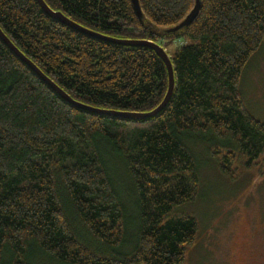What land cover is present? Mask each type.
<instances>
[{
	"label": "trees",
	"instance_id": "1",
	"mask_svg": "<svg viewBox=\"0 0 264 264\" xmlns=\"http://www.w3.org/2000/svg\"><path fill=\"white\" fill-rule=\"evenodd\" d=\"M43 1L109 37L183 43L166 49L175 79L167 106L123 120L69 105L0 39V264H182L198 236L194 217L174 213L198 193L193 149L208 144L231 180L264 155V123L241 89L264 38V0H200L194 20L172 34L163 31L195 0H138L142 18L131 0ZM0 29L88 106L144 113L166 94L153 49L83 35L36 0H0ZM118 170L128 182L119 185Z\"/></svg>",
	"mask_w": 264,
	"mask_h": 264
},
{
	"label": "rangeland",
	"instance_id": "2",
	"mask_svg": "<svg viewBox=\"0 0 264 264\" xmlns=\"http://www.w3.org/2000/svg\"><path fill=\"white\" fill-rule=\"evenodd\" d=\"M182 43L172 40L166 49L172 51ZM241 89L247 111L264 123V38L244 69ZM200 144L193 149L200 161L198 193L174 211L198 223L197 239L187 247L182 264H264V155L255 168L241 169L231 180L207 152L208 144ZM120 171L119 185L128 182ZM37 264L56 263L42 258Z\"/></svg>",
	"mask_w": 264,
	"mask_h": 264
},
{
	"label": "water",
	"instance_id": "3",
	"mask_svg": "<svg viewBox=\"0 0 264 264\" xmlns=\"http://www.w3.org/2000/svg\"><path fill=\"white\" fill-rule=\"evenodd\" d=\"M36 2L39 4L41 9L45 12L47 16L83 35L123 46H134V47L142 46L153 49L156 52V54L159 56V58L164 62L167 69L168 84H167L166 94L162 99L161 103L153 110L149 112L140 113V112H122V111L94 108L72 99L64 90H62L47 75H45L30 59H28L22 52H20V50L16 46H14V44L0 29V39L3 41V43L14 53V55L17 56V58L21 62L25 63L28 66V68H30L49 88H51L54 92H56V94H58L69 105L93 114L113 116L123 120H144V119L152 118L167 106L175 88V79H174V71L170 56L168 55L164 47L150 40L119 39V38H113L100 34L98 32L87 29L81 26L80 24L74 22L66 15H64L62 12L54 11L50 9L43 0H36ZM131 3L135 10L136 15L139 18H142L143 15L140 9L139 1L131 0ZM200 5H201V1L195 0V4L191 12L179 24L165 29L163 33L165 34L176 33L181 29H183L184 27L188 26L198 14Z\"/></svg>",
	"mask_w": 264,
	"mask_h": 264
},
{
	"label": "bare ground",
	"instance_id": "4",
	"mask_svg": "<svg viewBox=\"0 0 264 264\" xmlns=\"http://www.w3.org/2000/svg\"><path fill=\"white\" fill-rule=\"evenodd\" d=\"M50 8V7H49ZM51 9V8H50Z\"/></svg>",
	"mask_w": 264,
	"mask_h": 264
}]
</instances>
